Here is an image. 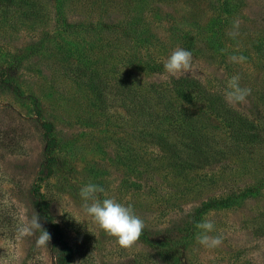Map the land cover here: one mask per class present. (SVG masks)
<instances>
[{"label":"rangeland","instance_id":"rangeland-1","mask_svg":"<svg viewBox=\"0 0 264 264\" xmlns=\"http://www.w3.org/2000/svg\"><path fill=\"white\" fill-rule=\"evenodd\" d=\"M222 2L73 0L67 18L91 22L100 29L95 44L103 49L88 56L108 63L129 57L134 45L119 26L137 22V27L148 31L145 47L163 63L177 47L192 52L186 73L171 75L164 70L146 81L165 85L171 76L188 75L225 91L230 79L238 76L240 85L251 91L244 102L233 106L262 121L264 109L257 96L264 88V60L255 56L253 43L264 35V0H232L235 11L231 18L222 12ZM59 31L48 13L37 22L17 16L0 20V65L17 67L24 93L0 90V264L54 263L50 241L47 246H37L38 231L32 235L20 232L38 211L33 192L36 183L51 207V218L59 221L62 238L72 248L70 264H167L165 244L185 264H264V235L254 234L252 227L264 214V143L244 155L238 169L206 166L183 180L165 167L151 146L142 148L140 154L160 170L133 169L128 106L123 108L117 99L105 111L98 110L90 93L64 74L69 59L64 54L27 57L28 47L38 38ZM212 35H218V44L208 43ZM80 40L71 35L61 43L67 49ZM233 55L246 59L233 62ZM111 75L116 77V73ZM29 91L39 97L44 118L54 124L58 141L53 172L43 181L38 173L45 163V140L27 109ZM89 182L104 189L97 193L98 198L131 204L142 217L145 227L133 246L120 248L84 215L80 189ZM254 182L262 185L257 197H247L232 208L213 209L204 216L203 220L215 224L212 234L222 236L218 247L196 244L197 230L194 237L175 233L167 238V230L183 212L208 197L226 196Z\"/></svg>","mask_w":264,"mask_h":264},{"label":"trees","instance_id":"trees-1","mask_svg":"<svg viewBox=\"0 0 264 264\" xmlns=\"http://www.w3.org/2000/svg\"><path fill=\"white\" fill-rule=\"evenodd\" d=\"M72 1L0 0V20L17 16L37 22L46 18L47 13L52 14L60 31L38 38L28 47L27 57L64 54L69 57L65 61L64 74L90 93L98 110L105 111L117 99L123 108L128 106L126 109L131 115L132 126L130 164L133 169L138 170L142 166L144 169L160 170L158 164L145 161L140 154L142 148L151 146L157 149L158 159L164 162L165 167L183 180L188 173L206 166H225L226 169L232 166L238 169L240 159L243 161L244 155L264 143V117L260 121L227 104L225 91L188 75L171 76L165 85L146 81L145 78L162 74L164 63L154 58L145 47L144 44L148 43L145 34L148 31L137 27V22L119 26L122 33L125 32L124 37L134 45L128 58L114 63L92 61L88 55L103 49L95 44L99 41L100 29L93 27L91 22L68 20V7ZM234 11L232 0H223L222 12L228 18L232 17ZM71 35L79 36L81 40L66 49L61 41ZM90 36L92 38H88ZM218 40V35H212L208 43L218 44ZM253 49L255 56L264 60V35L253 43ZM114 73L116 77L111 75ZM110 75L112 82L108 80ZM18 77L17 67L0 65V90L23 95L20 88L22 80ZM258 93V101L264 109V88ZM25 99L27 109L38 123L45 140V163L38 173V179L43 181L51 175L56 162V131L54 124L44 118L39 97L29 91ZM260 183H248L238 192L211 196L201 201L191 210L183 212L181 219L167 230V238L170 239L175 233L194 237L197 230L195 224L203 220L209 211L232 208L247 197H257L262 188ZM33 192L39 221L51 235L50 242L55 251L53 264H70L72 248L62 238L59 224L53 223L51 207L41 191L40 183H36ZM252 225L254 234L264 235V214ZM163 253L167 264H185L182 257L172 253L167 244Z\"/></svg>","mask_w":264,"mask_h":264},{"label":"clouds","instance_id":"clouds-1","mask_svg":"<svg viewBox=\"0 0 264 264\" xmlns=\"http://www.w3.org/2000/svg\"><path fill=\"white\" fill-rule=\"evenodd\" d=\"M239 22H236L238 26ZM233 62H242L246 58L233 55ZM192 62V52L188 49L177 47L166 58L163 68L165 72L171 75L186 73ZM250 89L242 87L239 83V77L233 76L228 82L224 99L229 105L242 103L250 94ZM104 189L95 183H86L80 189L82 203L80 205L84 215L90 217L94 224L107 236L114 238L117 246L120 248H129L133 246L140 238L145 227V222L141 216L136 214L131 204L125 205L115 198L97 197V193H102ZM53 223H59L53 220ZM197 229L195 233V243L208 249L216 248L222 243V236L213 235L215 224L211 219H204L195 224ZM38 231L39 236L36 239L37 246H47L51 235L44 229L39 222L37 214L21 226L22 234L32 235Z\"/></svg>","mask_w":264,"mask_h":264}]
</instances>
